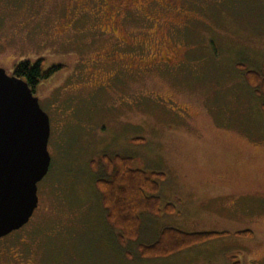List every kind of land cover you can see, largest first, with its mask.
I'll list each match as a JSON object with an SVG mask.
<instances>
[{"label": "rangeland", "instance_id": "1", "mask_svg": "<svg viewBox=\"0 0 264 264\" xmlns=\"http://www.w3.org/2000/svg\"><path fill=\"white\" fill-rule=\"evenodd\" d=\"M40 59L64 66L34 93L50 166L0 264H264V0H0V68ZM103 155L162 172L173 213L124 237ZM166 227L228 234L143 257Z\"/></svg>", "mask_w": 264, "mask_h": 264}, {"label": "water", "instance_id": "2", "mask_svg": "<svg viewBox=\"0 0 264 264\" xmlns=\"http://www.w3.org/2000/svg\"><path fill=\"white\" fill-rule=\"evenodd\" d=\"M49 119L28 84L0 68V238L26 224L47 174Z\"/></svg>", "mask_w": 264, "mask_h": 264}, {"label": "trees", "instance_id": "3", "mask_svg": "<svg viewBox=\"0 0 264 264\" xmlns=\"http://www.w3.org/2000/svg\"><path fill=\"white\" fill-rule=\"evenodd\" d=\"M61 64L44 68V60L34 63L19 62L14 65L11 76L24 80L35 93L36 87L49 76L61 70ZM249 83L259 81L264 90V78L256 71L246 72ZM102 162L106 167V177L99 178L97 188L102 192V201L110 205L114 213L109 221L120 231H128L129 239H136V227L139 215L142 213L160 214L173 213L174 205L168 204L162 209L158 192L160 183L164 179L162 172L143 171L133 168V159L126 156L115 155L110 158L103 155ZM153 207V208H152ZM109 210V212H111ZM111 214V213H110ZM109 214V215H110ZM108 215V217H109ZM227 232H192L187 233L174 228H165L153 245L140 246V254L148 258H164L171 254L189 248L192 245L227 235ZM236 235H251L250 231L236 232ZM120 241L123 235H119Z\"/></svg>", "mask_w": 264, "mask_h": 264}]
</instances>
